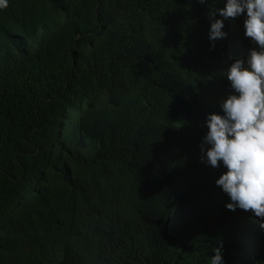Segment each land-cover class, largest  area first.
<instances>
[{"label": "trees", "instance_id": "16d2710c", "mask_svg": "<svg viewBox=\"0 0 264 264\" xmlns=\"http://www.w3.org/2000/svg\"><path fill=\"white\" fill-rule=\"evenodd\" d=\"M225 0H9L0 9V264H264V230L201 160ZM219 18V17H217ZM251 42V44H249Z\"/></svg>", "mask_w": 264, "mask_h": 264}, {"label": "clouds", "instance_id": "9594fccd", "mask_svg": "<svg viewBox=\"0 0 264 264\" xmlns=\"http://www.w3.org/2000/svg\"><path fill=\"white\" fill-rule=\"evenodd\" d=\"M8 4L0 0V9ZM242 14L241 35L256 47L224 70L232 92L222 99L221 111L206 116L201 160L225 169L214 181L229 198L225 207L251 212L264 230V0H225L223 7L209 9L208 39L214 47L216 40L227 38L224 21ZM209 264H226L222 244Z\"/></svg>", "mask_w": 264, "mask_h": 264}]
</instances>
